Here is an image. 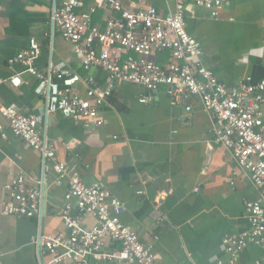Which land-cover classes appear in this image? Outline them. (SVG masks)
<instances>
[{"label": "crops", "instance_id": "1", "mask_svg": "<svg viewBox=\"0 0 264 264\" xmlns=\"http://www.w3.org/2000/svg\"><path fill=\"white\" fill-rule=\"evenodd\" d=\"M63 1L0 0V107L14 104L41 115L39 127L55 145L56 160L87 185L103 183L122 201L120 220L153 246L159 264H230L222 238L248 227L245 202L262 194L229 150L215 141L212 119L198 100L188 111L171 102L164 86L147 90L124 83L101 109L104 125L85 128L60 113L46 116L45 93L35 91L36 78L9 62L33 37L41 46L35 61L38 70L63 65L105 85L107 73L83 69L61 34L52 31V9ZM124 4L153 5L162 14L172 9L171 0H124ZM91 8L93 22L102 26L110 14L104 0H85L80 11ZM263 20L264 0H228L215 16L187 0L186 30L201 42L204 64L230 87L248 75L264 78ZM167 57V52H160L156 60L166 64ZM16 73L22 79L19 86L9 81ZM84 89L83 84L74 87L80 94ZM143 95L149 96L147 103L139 102ZM0 123L6 124L1 109ZM17 174L39 191L41 211L34 216L0 214V264H46L49 255L37 238L66 231L61 218L66 184L56 182V173L40 152L9 133L8 139L0 140L1 199L7 198L4 185ZM72 213L78 214L75 207ZM79 215L86 228L97 223L92 214ZM107 247L119 246L108 242ZM260 260L264 249L250 244L235 264Z\"/></svg>", "mask_w": 264, "mask_h": 264}, {"label": "built area", "instance_id": "2", "mask_svg": "<svg viewBox=\"0 0 264 264\" xmlns=\"http://www.w3.org/2000/svg\"><path fill=\"white\" fill-rule=\"evenodd\" d=\"M203 6L215 16L228 0H189ZM172 9L162 14L153 6H126L124 0H104L109 16L102 26L92 19L94 8L80 11L85 0H65L54 6L50 21L79 58L83 69L100 68L107 73L105 85L88 74L81 76L65 66L40 71L35 61L41 46L31 37L28 45L9 59L33 75L37 93H45V115L60 113L79 122L85 128H101L104 119L100 112L113 91L121 84L140 85L147 90L161 86L173 104H183L191 110L193 100L212 119L215 141L227 148L239 168L249 173L262 197L245 202L248 227L222 238V248L229 263L235 264L240 253L250 244L264 249V78L245 76L238 85L227 86L203 61L202 44L185 27L187 0H171ZM264 24V20H263ZM264 43V42H263ZM168 53L166 64L156 60L157 53ZM15 86L22 83L19 73L10 76ZM83 84V94L74 87ZM149 96H140L147 103ZM6 124L0 123V140L9 133L37 150L44 162L51 164L58 184H66L65 205L61 218L65 232L37 238L49 255L46 264H159L153 246L140 240L139 233L120 220L123 203L108 188L96 182L87 185L80 175L68 172L64 162L55 158L56 147L39 124L42 116L16 105L0 107ZM115 138V136H114ZM7 198H0V214L34 216L41 211V196L37 188L27 186L22 174L4 185ZM141 193V191H139ZM76 208L78 214H73ZM81 213L92 214L97 223L86 228ZM163 219L162 215L158 216ZM108 242L118 244L109 250ZM221 264L222 262L219 261ZM264 264V260L256 262Z\"/></svg>", "mask_w": 264, "mask_h": 264}, {"label": "trees", "instance_id": "3", "mask_svg": "<svg viewBox=\"0 0 264 264\" xmlns=\"http://www.w3.org/2000/svg\"><path fill=\"white\" fill-rule=\"evenodd\" d=\"M164 52H166V51H164Z\"/></svg>", "mask_w": 264, "mask_h": 264}, {"label": "water", "instance_id": "4", "mask_svg": "<svg viewBox=\"0 0 264 264\" xmlns=\"http://www.w3.org/2000/svg\"><path fill=\"white\" fill-rule=\"evenodd\" d=\"M49 118H50V116H49Z\"/></svg>", "mask_w": 264, "mask_h": 264}]
</instances>
